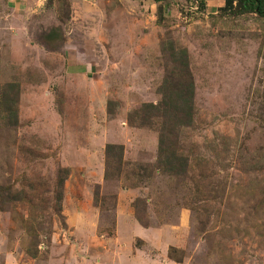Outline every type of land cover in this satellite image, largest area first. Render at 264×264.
<instances>
[{
	"label": "rangeland",
	"instance_id": "1",
	"mask_svg": "<svg viewBox=\"0 0 264 264\" xmlns=\"http://www.w3.org/2000/svg\"><path fill=\"white\" fill-rule=\"evenodd\" d=\"M226 7L0 0L1 82L21 86L19 124L0 115V184L27 192L0 211V264H264V17ZM162 39L188 49L196 84L183 177L156 170L158 132L131 114L162 98ZM107 143L125 146L120 178Z\"/></svg>",
	"mask_w": 264,
	"mask_h": 264
},
{
	"label": "trees",
	"instance_id": "2",
	"mask_svg": "<svg viewBox=\"0 0 264 264\" xmlns=\"http://www.w3.org/2000/svg\"><path fill=\"white\" fill-rule=\"evenodd\" d=\"M162 1V0H155ZM227 7L234 14L259 13L264 17V0H226ZM234 2L237 3L233 10ZM204 3V0H202ZM67 41V40H66ZM65 39L63 42H66ZM161 50L167 54L170 65L166 68V75L162 83V98L158 102H144L132 112L136 115V122L140 127H150L158 132L159 145L156 170L172 176H186L191 168V159L180 151L177 139L182 128L190 126L195 121L194 97L195 80L191 71V61L188 49L176 45L174 41L161 40ZM21 86L18 82H1L0 68V115L12 126L19 124V100ZM113 101L108 102V116L113 117L114 112L109 108ZM125 146L121 143H107L105 147V178L107 180L120 178L125 172L124 168ZM141 169V166H138ZM69 169L61 167L58 175V191L55 199L59 209L62 208L63 185ZM99 190L96 192L95 201H98ZM27 192L13 186L0 184V211L8 210L12 203H23ZM146 201L137 198L133 203L136 218L144 226H148L141 216L139 209L147 208ZM35 257V255L33 256Z\"/></svg>",
	"mask_w": 264,
	"mask_h": 264
}]
</instances>
